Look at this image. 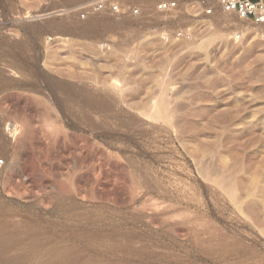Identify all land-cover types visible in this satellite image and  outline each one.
<instances>
[{"label":"rangeland","instance_id":"374dc122","mask_svg":"<svg viewBox=\"0 0 264 264\" xmlns=\"http://www.w3.org/2000/svg\"><path fill=\"white\" fill-rule=\"evenodd\" d=\"M80 1L0 0V264H264V26Z\"/></svg>","mask_w":264,"mask_h":264},{"label":"built area","instance_id":"2783aa9c","mask_svg":"<svg viewBox=\"0 0 264 264\" xmlns=\"http://www.w3.org/2000/svg\"><path fill=\"white\" fill-rule=\"evenodd\" d=\"M226 11H233L244 20L264 26V0H213V5L207 7V13H211L214 5ZM177 0H160L156 4L159 11H169L177 8ZM142 5H129L127 0H81L76 7L78 16L88 18L95 13L110 12L115 14L129 13L133 16L142 14ZM239 37V35H237ZM4 160L0 159V167Z\"/></svg>","mask_w":264,"mask_h":264},{"label":"bare ground","instance_id":"6f19581e","mask_svg":"<svg viewBox=\"0 0 264 264\" xmlns=\"http://www.w3.org/2000/svg\"><path fill=\"white\" fill-rule=\"evenodd\" d=\"M66 8V7H65ZM42 10V9H41ZM87 29V28H86ZM65 31V30H64ZM76 31V30H75ZM87 31V30H86ZM80 33V32H79ZM84 33H86V32H84ZM84 35H86V34H84ZM88 35V34H87ZM89 35H91V34H89ZM87 37H89V36H87ZM160 106V105H159ZM165 106V105H164ZM162 107H163V105H162ZM162 109V108H161ZM163 111V110H162ZM165 114H166V112H165ZM1 145V144H0ZM233 192V191H232ZM10 240H12V238L11 237H6V241L7 242H9ZM11 242V241H10ZM3 243H4V241H3ZM3 248V247H2ZM7 262V261H6ZM9 263V262H8Z\"/></svg>","mask_w":264,"mask_h":264}]
</instances>
